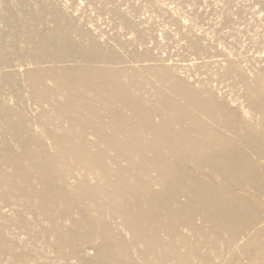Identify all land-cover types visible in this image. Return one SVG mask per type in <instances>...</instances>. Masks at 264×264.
<instances>
[{"label":"rangeland","instance_id":"obj_1","mask_svg":"<svg viewBox=\"0 0 264 264\" xmlns=\"http://www.w3.org/2000/svg\"><path fill=\"white\" fill-rule=\"evenodd\" d=\"M52 39L54 46L48 43ZM90 50L99 54L93 60L86 56ZM86 65L116 71L140 112L155 104V123L173 110L160 109L163 97L182 105L188 97H212V103L226 108L225 122L215 128L237 141V150L247 151L249 163L263 164L245 142L257 140L255 149L264 150V0H0V264H108L96 251L105 240L91 228L68 232L85 211L100 222L99 228L108 225L109 242L125 253L122 264L143 261L140 243L131 241L132 231L115 211L126 200L107 198L100 171L114 176L131 155L145 154L140 144L152 142V133L144 129L138 138L141 123L136 127L131 120L119 125L111 120L112 112L130 116L126 102L113 108L89 99L98 77L91 88L79 89L85 105L71 107V92L61 86L67 82L64 69ZM187 108L196 111L186 104L176 109ZM128 138L131 144L122 145ZM38 144L55 160L38 168L19 160L29 180L27 190L35 194L29 201L9 178L20 184L22 172L7 160L34 151ZM83 155L104 156L101 164L107 170L75 165L76 156ZM134 170L124 177L130 179L142 168ZM179 170L188 180L200 175L221 201L230 197L214 183L220 178L217 172L196 173L191 161ZM147 172L143 181H151L154 194L162 192L155 171ZM243 188L236 192L247 200L248 212L229 231L215 233L200 211L192 214L198 233L180 218L167 223L162 215L158 222L168 224L159 231L165 249L187 255L188 264H264V178L258 188ZM185 191L176 188L169 199L173 207L188 199ZM62 203L69 205L68 216ZM169 258L165 264H177Z\"/></svg>","mask_w":264,"mask_h":264},{"label":"bare ground","instance_id":"obj_2","mask_svg":"<svg viewBox=\"0 0 264 264\" xmlns=\"http://www.w3.org/2000/svg\"><path fill=\"white\" fill-rule=\"evenodd\" d=\"M48 43L52 44L54 43V40L52 39ZM37 46L39 47V45ZM83 54L85 53H81V55ZM73 55L77 56L79 54L74 53ZM98 55L99 54L95 50L86 53L89 60H93V58H96ZM99 67L100 66L97 67V65H86L64 69L63 74L64 78L66 76L67 79L65 80L67 82H62L61 86L63 88H69L66 89V91H68V93L71 92V95L69 93V95L72 96L70 103H75L71 104L74 105L71 107L80 109V107L85 105L86 100L84 98V93L79 89L85 90L86 88L84 87L91 88L92 84H95V79L93 80V78L98 77L100 80L98 81L96 88L93 87L92 89L94 95L89 99L94 100L95 98H98L100 99V102L110 105V107L113 108L119 103L125 104L126 102L127 106L131 109L130 116H123L121 113L115 116L112 112L111 120L116 121L117 125L131 120L134 121L136 127H138L137 123H141V127H138L140 130L138 138L141 137V132L144 129L149 130L153 137L152 142H147L148 145H145L144 143L140 144L144 147L143 149H147V152L141 154V156L134 154L131 155L130 158H127V164L125 166L117 167L114 176L100 171L106 180L102 186L108 189L107 198L114 203L115 201H120V199H122V201L124 199L126 200L120 202L121 204L116 205L115 211L122 214L124 226L132 231L133 235L131 241L140 243V253L143 256V264H165L164 259L166 257L173 258V261L177 264H182V262L188 264L190 260L187 255L183 256L169 252L165 249L164 242L159 236L160 228L165 226V224L174 221L173 218H180L185 221L186 224L191 225V227H193L192 229L195 230L194 232L198 233L200 230L192 225V214L195 211H200L205 217H208V220L211 222L210 225L212 226V230L215 233L229 231L231 228L233 229L239 221L241 222V220L246 217L248 212V207H246L248 206L247 200L240 198L236 189L243 188L244 186L252 189L254 187H260V183L264 178L263 175L261 181L259 179L260 174L264 173V150L255 149L257 147V140H246L245 143L250 144V147L253 148L251 150L259 153L263 158V164L259 163L258 160L253 161L257 165L249 163L246 154L247 151L244 149L237 150L236 147L237 145L239 146V143L236 145L237 141L215 128L216 124L218 125L221 122H225L222 120H224L223 111L226 108L223 104L212 103L214 101L212 97H209L206 100L195 97L191 94L194 97H188L182 103H185L189 107H193L196 110L194 112H191L188 108L184 110L176 109L177 106L184 107L185 104L182 105L175 100L170 102L171 99L163 100V97L161 98V104H159L160 109H173L172 112L170 111L171 116H169L170 113H168L169 115L168 117L166 116V119L159 120L156 123L153 122L152 112L156 109L155 104H152V108L145 106L144 112H140L141 108L138 106V103H136V97L129 94L128 89L125 88L126 86L118 81V78L116 77L118 75L117 72L109 70L108 68L105 69L106 67ZM80 84L82 85L80 86ZM103 94H106L108 97L102 98ZM124 95L125 97H123ZM262 101L264 102V99H262ZM262 116L264 117V114ZM226 123L228 124V122ZM138 138L135 140H139ZM133 143L137 144L138 142ZM126 144H131V139L128 138L122 145ZM86 146L87 145L85 144V147ZM242 146L245 145L243 144ZM36 147V151L34 150L30 153L29 151L27 153L24 152V154L18 157V159L15 158L16 161L15 159L7 160L8 164L9 162H12L11 165L13 164V166L10 165L12 168H16L19 173L20 171L22 172V180L20 181V184H17L14 178H9L13 180V187L23 193V196L29 201L30 199H35V194L27 190L29 187V180L27 175H25L26 171L21 167L19 160L23 159L24 161L31 162L32 167L36 168H38V166L44 167L49 164L50 161L55 160L53 159V155H49L45 149H41L39 144ZM86 148L88 150V147ZM104 159L106 158L104 156L102 158V155L100 157H97V155H83V157L76 156L73 163H75V165L91 164L92 168H95L96 170L97 168H100L101 170L106 171L107 168L101 164L102 162H105ZM190 161L191 168L196 173L210 172V175H212V173L217 172L220 175V178L214 183L218 189L222 190L224 194L230 195V197H225V200L221 201L219 193L216 190L211 189L206 181L198 174L191 176L190 180H188L185 177L186 174L184 171L179 170V167ZM175 162L178 164H175ZM137 168H142V170L138 171L139 173L135 172L131 174L132 176L130 179L124 177L125 173ZM149 170L155 171L157 176L155 181L157 185L160 186V190H162V192L159 191L160 193H155L156 195L152 191L151 181H143L144 179H142V175L147 174V171ZM52 182H54L53 179L51 183ZM179 186L186 189L189 192V196L187 197V200H184V203L173 207L170 204L169 199H173L176 188L178 189ZM46 187L49 189L52 188L51 186ZM206 188H208V191ZM232 192L235 194L233 195ZM165 193L170 194L171 197L170 195L168 197L165 196ZM177 194L179 193L177 192ZM73 196L74 199L78 197L77 195L75 196L74 193ZM78 204L80 205L81 203H73V205ZM60 206L61 209L65 208L62 212L64 216H68L69 205H64L62 203ZM45 213L48 215L47 212ZM46 214L45 216H42V218L46 217ZM162 215L167 217V223L161 224L158 222ZM97 222L100 224L98 220L92 219L85 211L84 214H82L81 220L74 221L72 223L73 228L69 229L68 232L74 231L76 228H81L83 226L91 228L92 233H96L99 237L105 240V243L103 242L96 247V251L98 255H100L101 260H105L108 264H122V259H124L122 254L125 253L118 251V247L115 249L112 245L113 243L109 242V232L107 231L108 233H106L104 230V227H108V225L99 228L100 225ZM158 247L164 248L165 250L163 249L161 252H157ZM93 261L95 260L93 259ZM134 262H127V264H134Z\"/></svg>","mask_w":264,"mask_h":264}]
</instances>
